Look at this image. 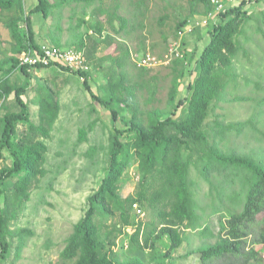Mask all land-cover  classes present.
Segmentation results:
<instances>
[{
  "label": "trees",
  "instance_id": "obj_1",
  "mask_svg": "<svg viewBox=\"0 0 264 264\" xmlns=\"http://www.w3.org/2000/svg\"><path fill=\"white\" fill-rule=\"evenodd\" d=\"M71 1L90 6L120 0ZM251 1L242 0L238 6L219 12L212 0L189 1L188 14L177 23L173 36V40H181L183 57L174 58L169 63L173 69V79L168 94L169 114L164 115L160 111L146 112L141 108L137 92L148 86L143 77L138 76L141 82L135 81L126 72L125 64L131 55L129 48L123 44L120 45L122 58L118 56L112 61V64L118 65L119 71H115L111 64L108 75H105L106 83L100 87L101 94L95 93L89 83L92 60L88 52H85L91 68L88 72L73 71L57 63L37 67L20 65L21 54L37 52L42 48L36 42L32 15L39 13L47 20L53 5L48 0H38L26 12L25 0H0V20L9 31L11 45V49L6 50L10 54L0 62V73L7 75L0 80V163L10 161V164L0 168V264H16L22 256L26 238L33 235L31 230L14 229L13 226L24 217L35 184L47 175V142L52 138L61 113V103L54 92L38 84L33 86L31 82L35 71L47 70H52L54 74L59 71L71 73L80 78L84 90L111 114L112 120L108 144L106 148L101 147L106 149L104 177L99 188L88 197L84 215L66 240L61 254L64 261L74 264H149L147 251L155 250L156 242L166 237L170 241L169 253L155 259L169 262L168 259L173 257L171 255L183 247L185 231L197 229L200 221L192 168L199 172L201 179L210 183V173L214 171L223 177L233 176L231 185L238 178L243 180L240 192L235 194L239 202L229 213L228 237L222 244L199 251L201 262L213 264L223 258L244 257L247 264L251 259L249 255L259 253L253 249L249 251V257L246 254V238L250 235L248 230L258 217L263 230L257 243L263 244L260 250L264 251V157L224 151L218 145L217 129H214V134L209 130V118L226 92L224 75L232 70L235 57L242 49L238 37L250 21L251 13L246 6L254 2ZM201 6L203 12L199 11ZM210 14L214 16L204 25L209 41L196 59L197 47L190 55L186 50L188 32L185 29L192 23L194 27L189 33L193 34L198 28V25L195 26L198 15L207 17ZM112 15H109L108 22H111ZM261 15L264 17V13ZM121 21L117 33H122L128 27L125 18H121ZM94 29L102 34V22H97ZM180 33H184L183 36ZM195 34L199 40L202 34ZM1 37L0 51L5 43ZM113 41L114 38L109 35L103 39L106 45ZM79 43L74 48L83 50L86 47L83 37ZM243 51L247 54L246 50ZM100 61L103 60L99 58L95 61L96 71L101 70ZM193 63H196L198 70L195 79L187 83V94L179 99L189 65ZM134 67L142 72L140 75L148 70L138 67L136 63ZM112 73H116L115 81L110 79ZM19 75L25 77L24 83L19 81ZM30 91L37 93L35 112L25 98ZM250 100L249 97L234 98L237 102ZM96 125L97 120L79 130V143L89 141V133ZM244 127L254 129L253 120L235 126L238 131ZM98 151L99 147L90 148V157ZM201 165L204 166L203 170ZM132 168L138 172L139 187L134 194L125 196L122 192L132 179ZM135 204L141 209H149L156 216V224H152L151 229L150 224L144 227L142 222H136V216L132 214ZM240 208L242 211H237ZM110 222L114 223L103 236L102 230ZM127 229L132 234L125 237ZM120 237L126 238L127 242L123 241L117 246ZM116 247L126 254V260L119 261Z\"/></svg>",
  "mask_w": 264,
  "mask_h": 264
},
{
  "label": "rangeland",
  "instance_id": "obj_2",
  "mask_svg": "<svg viewBox=\"0 0 264 264\" xmlns=\"http://www.w3.org/2000/svg\"><path fill=\"white\" fill-rule=\"evenodd\" d=\"M25 1L26 12L38 3V0ZM48 1L53 5L49 18L44 20L39 13H34L31 18L36 31V42L40 46L56 45L75 49L74 46L79 45L83 37L86 46L83 50L88 52L92 60L89 83L95 93L101 94L100 87L106 83L105 75H108L109 68L113 65V69L119 71L118 65L112 64V61L118 56L122 58L123 50L120 45L123 44L129 48L131 55L125 64L126 72L131 79H136L135 81H140L138 76L143 77L148 86L137 92L141 108L146 112L160 111L164 115L169 114L168 94L173 79L172 67L168 64L160 65L140 75L142 72L134 67V63L143 53L162 57L168 52L177 23L188 14L190 0H120L90 6L71 0ZM241 1L225 0L224 8L238 6ZM202 8L203 6L199 9L200 12L204 11ZM246 9L251 13V17L238 37V44L242 49L235 57L232 70L224 75L227 81L226 92L209 118V130L214 134V129H217L218 145L224 151L264 157V17L261 15L264 13V1L254 0ZM109 15H112L111 22H108ZM121 18H125L128 27L122 33H117ZM99 21L104 26L102 34H98L94 29ZM192 28L191 23L185 29L188 32L186 50L190 55L197 47V59L208 42L204 39L207 37V28L203 29L199 40L196 39L197 32L189 33ZM0 35L5 41L0 51V62H3L10 54L6 53V50H10L11 45L9 31L1 20ZM108 35L112 36L114 41L106 45L103 39ZM243 50H246L247 54ZM99 58L103 60L99 63L101 70L96 71L94 65ZM197 71L196 63L189 65L179 99L186 96L187 83L195 79ZM115 74L110 76L111 81H115ZM6 76L0 73V80ZM19 76V81L24 83L25 77ZM31 82L33 86L38 84L54 92L55 98L61 103V113L52 138L47 142V175L35 184L24 217L19 224L13 226L14 229L19 227L33 232V235L26 238L22 256L16 264H74L72 261H64L61 254L74 225L87 209L88 197L99 188L104 177L106 149L101 147L106 148L108 144L112 128L111 114L92 100L90 94L84 90L82 80L76 75L62 71L54 74L52 70L35 71ZM36 95V92L30 91L25 97L33 112L37 110L34 102ZM236 97H249L252 100L237 102L234 101ZM96 120L97 125L89 133V141L79 143V130ZM250 120L254 122V129L244 127L242 131L236 130L235 126ZM119 127L122 128L121 125ZM22 129L23 127L20 130ZM92 147H99V151L90 157ZM7 163L10 164V161L0 163V168ZM203 167L201 165L200 169L203 170ZM136 172L135 168L131 169L132 179H129L125 186L123 195L134 194L139 187ZM210 174L213 184L201 179L199 172L192 168L200 217L198 228L185 231L183 236L186 241L183 247L171 255L173 257L168 259L169 262L155 259L156 256L161 258L163 254H168L170 247V241L166 237L158 240L155 250L147 251L149 264H203L198 252L222 244L226 240L230 230L229 213L239 202L235 194L240 192L243 180L238 178L236 183L231 185L230 179L233 176L223 177L215 171ZM142 210L143 215H138L136 211L132 214L136 216V222H142L144 227L150 224L151 229L152 224H156V216L147 208ZM237 211H242V208ZM259 218L249 227L246 254L248 256L249 251L253 249L259 253L249 255L251 259H248L247 264H264V251L260 250L263 244L257 243L261 240L263 230ZM113 223L110 222L104 227L103 236ZM125 233L126 237L132 234V231L127 229ZM123 241L127 242V239L120 237L117 246ZM15 243L17 244V240ZM115 251H119V261L128 258L119 247H116ZM245 260L244 257L223 258L213 264H245Z\"/></svg>",
  "mask_w": 264,
  "mask_h": 264
},
{
  "label": "built area",
  "instance_id": "obj_3",
  "mask_svg": "<svg viewBox=\"0 0 264 264\" xmlns=\"http://www.w3.org/2000/svg\"><path fill=\"white\" fill-rule=\"evenodd\" d=\"M224 2L225 0H212V3L217 6L218 12L225 9ZM213 16V14H210L207 17L201 18L202 20L196 19L195 26H204L208 24L207 22ZM192 26L194 27V25ZM183 34L184 33H180V36H183ZM181 57H183V52L181 51V40H172L170 43V48L164 56L159 57L147 53L146 55L137 57L136 64L140 68L151 69L160 65L167 66V64L169 65L172 59ZM50 63H57L77 72H88L91 69L84 50L62 49L54 46H43L40 51H30L20 56V65L24 66H48ZM134 210L138 215H143V210L139 207L138 204L134 205Z\"/></svg>",
  "mask_w": 264,
  "mask_h": 264
},
{
  "label": "crops",
  "instance_id": "obj_4",
  "mask_svg": "<svg viewBox=\"0 0 264 264\" xmlns=\"http://www.w3.org/2000/svg\"><path fill=\"white\" fill-rule=\"evenodd\" d=\"M201 17H198L197 20H200ZM196 21V20H195ZM196 32L199 33V34H202L203 33V29L205 30L206 28H204V26H198V28H196ZM205 41H209L208 38H204ZM202 40V38H201ZM208 43V42H207ZM103 56V55H102Z\"/></svg>",
  "mask_w": 264,
  "mask_h": 264
}]
</instances>
